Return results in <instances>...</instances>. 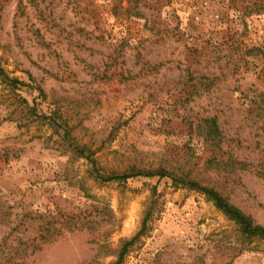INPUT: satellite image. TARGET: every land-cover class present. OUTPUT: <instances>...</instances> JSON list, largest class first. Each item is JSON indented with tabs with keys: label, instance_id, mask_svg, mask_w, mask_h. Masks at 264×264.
Segmentation results:
<instances>
[{
	"label": "rangeland",
	"instance_id": "rangeland-1",
	"mask_svg": "<svg viewBox=\"0 0 264 264\" xmlns=\"http://www.w3.org/2000/svg\"><path fill=\"white\" fill-rule=\"evenodd\" d=\"M0 71V264L113 263L147 210L122 264H264L204 194L135 175L196 176L264 227V0H0Z\"/></svg>",
	"mask_w": 264,
	"mask_h": 264
},
{
	"label": "trees",
	"instance_id": "trees-1",
	"mask_svg": "<svg viewBox=\"0 0 264 264\" xmlns=\"http://www.w3.org/2000/svg\"><path fill=\"white\" fill-rule=\"evenodd\" d=\"M0 84L4 86V88H7L8 91L14 93L17 90V87H19V82L15 79H10L7 76H4L3 72L0 71ZM19 101L25 105V108H28V104L25 100L20 99L18 97ZM29 112H33L34 110L28 109ZM197 128L200 131V134L204 136L205 140H207L210 145L217 150L218 152L221 151V148L223 146V143L225 141L224 136L222 135L215 118H209L202 120V125L197 126ZM81 156L84 155L83 150H79L78 152ZM227 154V153H226ZM94 164V162H92ZM245 164L238 162L236 159H234L230 154L223 158V155L219 156H212V158L208 159L204 165V170L207 171L208 169L212 168L216 172L220 170H226V169H238L242 170ZM232 172V170H231ZM158 175L160 177L168 176L176 185H182L184 187L196 190L204 194L211 202L214 203V206L216 209H218L222 214L228 218L230 221L234 222L236 226L239 228V231L243 237L246 238H260L264 240V227L257 225L254 223V221L251 219V217L247 216L245 213H243L239 208L234 206L228 201V198L221 193V191L212 186L208 185H202L199 181V179L188 177V176H176L172 173H168L164 170H157L155 173H146L143 172H137L135 175ZM134 174H113L109 176H105L100 174L99 172H96L95 177L96 180H98L101 183H107V182H114V181H125L128 178L132 177ZM230 175V174H229ZM261 177L264 178V174H260ZM151 215V211L147 210L145 213L143 220L141 222V226L139 230L136 232V234L128 239L125 240L121 248L118 252L117 260L110 264H122L124 257L127 255V253L130 251V248L137 242L139 237L143 236L145 233L147 221Z\"/></svg>",
	"mask_w": 264,
	"mask_h": 264
}]
</instances>
